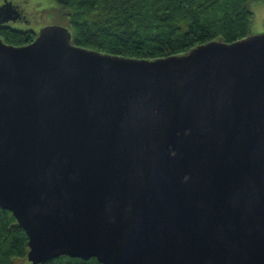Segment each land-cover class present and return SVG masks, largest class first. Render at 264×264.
Returning a JSON list of instances; mask_svg holds the SVG:
<instances>
[{"label":"water","instance_id":"95a60500","mask_svg":"<svg viewBox=\"0 0 264 264\" xmlns=\"http://www.w3.org/2000/svg\"><path fill=\"white\" fill-rule=\"evenodd\" d=\"M0 207L29 264H264V31L154 59L0 38Z\"/></svg>","mask_w":264,"mask_h":264},{"label":"trees","instance_id":"16d2710c","mask_svg":"<svg viewBox=\"0 0 264 264\" xmlns=\"http://www.w3.org/2000/svg\"><path fill=\"white\" fill-rule=\"evenodd\" d=\"M71 41L100 52L154 59L182 54L199 44L232 42L247 36L254 0H53ZM36 31L0 26L13 45L31 42ZM27 235L13 214L0 207V264L27 259ZM41 264H102L95 257L59 255Z\"/></svg>","mask_w":264,"mask_h":264},{"label":"rangeland","instance_id":"374dc122","mask_svg":"<svg viewBox=\"0 0 264 264\" xmlns=\"http://www.w3.org/2000/svg\"><path fill=\"white\" fill-rule=\"evenodd\" d=\"M9 2L20 9L21 17L10 22L11 28L16 30L33 29L38 32L47 25H65V20L60 16V6L53 0H0V5ZM253 14L249 33L255 34L264 31V0H254L249 5ZM21 264H29L27 259Z\"/></svg>","mask_w":264,"mask_h":264},{"label":"flooded vegetation","instance_id":"af4514ba","mask_svg":"<svg viewBox=\"0 0 264 264\" xmlns=\"http://www.w3.org/2000/svg\"><path fill=\"white\" fill-rule=\"evenodd\" d=\"M17 9H18V8H17ZM18 11L20 12V14H21V13H23V12H21V10H20V9H18Z\"/></svg>","mask_w":264,"mask_h":264}]
</instances>
